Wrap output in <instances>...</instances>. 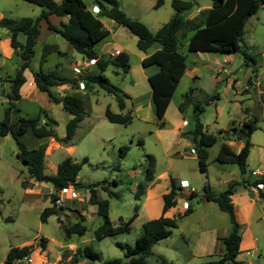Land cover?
<instances>
[{
	"label": "rangeland",
	"instance_id": "obj_1",
	"mask_svg": "<svg viewBox=\"0 0 264 264\" xmlns=\"http://www.w3.org/2000/svg\"><path fill=\"white\" fill-rule=\"evenodd\" d=\"M83 2L88 7L93 4V0ZM117 2L120 10L130 18L142 22L152 33L175 13L170 0H164L159 8L153 7L155 0ZM209 6V0H197V4L185 16L192 18ZM42 9L41 6L26 0H0V18H35ZM49 20L51 23L56 22L55 18ZM102 22L110 35L94 48L98 51L104 41L112 40L122 45V51L128 54L130 68L127 73L108 66L104 75L110 85L130 96V99H125L123 111L131 110L133 119L127 125L108 122L104 116L107 106L113 112H121L113 94L98 86L92 92L91 86H85L84 89L77 86L78 89H75L76 87L65 84L83 99L85 116L75 130L72 145H63L55 138L40 140L46 143L44 171L48 174L54 173L57 164L67 156L76 162L86 158L87 162L82 164L76 182L90 184L105 180L108 189L118 193L116 198L100 189L97 192L100 199H107L109 202L108 215L111 225H123L131 216L136 204L140 208L138 215L126 230L96 239L94 230L102 223L101 217L96 214L95 205L88 202L87 190L69 185L65 192H59V201L67 209L59 215V219L56 215H50L42 222L40 212L50 205L49 194L53 188L49 183L34 182L31 179L28 187L23 188L21 181L23 178L27 179V173L25 166L16 158V143L11 135H0V264H3L10 247L30 244L32 251L24 259L28 264H102L113 259L126 260L120 244L133 246L136 238L142 234V223L161 215V196L152 198L146 205H143L145 197H135L136 186L144 178L146 154L155 159V175L167 172L175 183L181 177H187V190L194 191L192 198L186 196L184 191L176 198L175 208L168 216H176V225L170 228L168 237L152 246L150 254L144 258L147 264H200L219 259L223 253V245L218 237L229 233L230 222L227 214L220 211L214 202L202 201V187L209 185L211 191L219 192L226 188L224 180L240 182L242 178L250 185H237L238 194L234 195V202L239 200V197L253 199V207L250 210L251 233L256 238L254 248L263 255L264 264V198L258 196L255 199L248 191L253 190L251 183L260 177L251 175L250 172H264V4L247 19L237 52H191L186 47L187 39L178 37L179 50L185 55L186 71L173 92L163 118L165 126L161 129L156 125L150 85L146 77L157 67L141 65V56L145 53L137 48L136 37L125 27L118 26L107 18H102ZM43 26H46V22L42 20L39 23L40 32L45 30ZM6 33L7 30L0 27V121L9 105L7 94L10 93V79L15 76L21 63L19 55L6 43L9 37ZM53 43L58 44L65 53L60 55L58 52H51L41 66L39 59L43 46ZM156 48L157 44H153L147 53ZM109 50L112 55H116L117 51L113 47ZM83 61L82 55L74 51L58 33L41 35L36 40L30 66L22 74L28 81L31 71L38 70L41 66L45 71L55 72V64L60 63L63 70L56 71L57 75L78 77L72 67L82 65ZM34 87L27 86V83L24 85V95L17 100L15 107L18 111L13 117L40 115L43 122L46 116L42 110H45L56 121L52 126L55 136L63 137L71 115L60 104L49 101L46 93ZM54 89L64 93L66 87L60 85L52 88ZM190 89V96L194 101H203L207 95L213 93L219 96L218 99L205 104L204 112L200 115L204 130L218 136L217 141L208 148L205 172L198 170L195 154L191 153L190 147L185 150V140L180 136V133L192 127V106L187 104L183 111L178 109L183 95ZM252 117L257 118L258 128L250 136L252 146L247 157V172L242 176L236 164L215 161L222 138L229 134V131L225 134L218 131L239 126L242 120ZM182 119L185 124L180 126ZM21 139L28 148L36 147L39 142L30 133L22 135ZM138 140H142L143 144ZM231 140V146L235 150L238 149L239 145ZM119 147H126L123 156H120ZM176 151L180 152L179 156L173 155ZM259 189L264 194L263 184ZM72 191L75 192V197L71 196ZM185 201L192 210L186 215H181ZM237 211L239 214V209ZM79 214L85 218L82 222L86 226L85 233L82 236L72 234L65 239L63 229L78 221ZM243 219H246L245 216L240 214V223ZM239 233L242 240L238 254L244 261L245 252L251 251V248H246L250 245V237L241 227ZM41 237L47 239L44 250L39 246ZM86 246L97 254L96 259L81 258L80 254L76 253L77 249ZM223 264L233 263L227 260Z\"/></svg>",
	"mask_w": 264,
	"mask_h": 264
},
{
	"label": "trees",
	"instance_id": "obj_2",
	"mask_svg": "<svg viewBox=\"0 0 264 264\" xmlns=\"http://www.w3.org/2000/svg\"><path fill=\"white\" fill-rule=\"evenodd\" d=\"M26 1L43 8L37 17H21L17 20L0 18V27L10 33V47L21 59L15 76L10 79V93L7 94L9 105L4 110V117L0 121V135L9 134L16 143V158L25 166L27 173V179L23 178L21 181L23 188L28 187L29 179L34 182L49 183L53 187V191L49 194L50 205L44 207L40 212L42 222H45L50 215H56L59 219V215L67 209L59 201V192L72 185L75 188L83 187L87 190L88 202L95 205L96 214L101 217L102 223L94 230V237L100 239L114 235L117 232L126 230L128 225L137 217V204L134 205L131 216L123 225L113 227L108 215L109 202L107 199H100L97 192L100 189L106 191L109 196L116 198L118 193L110 191L105 180L90 184L76 182L82 164L87 162L86 158H83L81 162H76L70 156H67L57 164L54 173L48 174L44 171L46 143L40 140L55 138L61 144L68 145L76 128L85 116L84 102L78 94L67 92L60 95L52 91V88L68 83L77 88L79 82H83L84 87L98 86L105 92L115 96L121 111L113 112L107 106L104 111L107 121L122 125L131 122L133 119L131 110L122 111L125 107L124 99H130V96L110 85L104 75V71L108 66H113L120 69L122 73H127L130 68L128 54L125 51H119L116 55L100 56L94 48L109 33L108 29L103 26L101 19H110L116 25L125 27L129 33L136 37V46L139 50L145 52L153 44L159 46L141 60V65L143 67L150 65L157 67V71L149 74L147 80L151 89L155 117L158 120L157 126L162 128L164 126V113L186 68L185 55L179 50L178 37L187 39L186 47L191 52H237L240 49L239 41L247 19L257 12L258 8L264 4V0H209L210 6L200 10L192 18L186 17L185 14L192 10L197 4V0H170V5L175 13L155 33H152L139 20L130 18L120 10L117 0H93L92 6L98 7L97 12H93L91 7H88L83 0ZM163 3L164 0H155L153 7L159 8ZM49 15L66 17V21H60L58 26L53 25L48 19ZM42 20L46 22L49 30L58 33L74 51L82 55L84 60H95V71L84 70L78 77L60 76L52 70H43L41 66L38 70L31 71L36 88L46 93L49 101L60 104L71 115L65 126V135L61 138L55 136L52 126L56 124V121L45 110H42L46 116L43 122H41L40 115L13 117L14 113L18 111L15 104L20 99L19 89L25 82L22 73L26 68H29L31 59L34 56V46L39 35V23ZM18 33L24 35V42L17 40ZM51 52H58V54L63 55L57 45L46 44L42 48L39 59L41 65ZM191 93L192 89L183 95L178 109L183 111L187 104L192 106V127L183 135L187 136L191 142V149L195 152L199 171L205 172L208 157L207 147L214 144L218 136L205 132L200 121V115L204 112V105L218 99L219 96L217 93H213L207 95L203 101H194L190 96ZM256 123L257 118L252 117L242 120L239 126H231L229 130L220 129L219 133L225 134L229 131L225 140H239L242 145L237 151H234L225 141H222L215 155V161L222 164H236L239 172L244 176L247 172V157L252 146L250 136L258 128ZM26 133H30L32 137L39 140L36 147L28 148L22 141L21 137ZM138 142L143 144L142 140H138ZM125 150L126 147H119L120 156H123ZM146 156L147 164L144 168V178L136 186L135 197L137 199L144 193L145 188L154 177L155 159L150 154H146ZM170 183V189L162 195L161 215L142 223V234L136 238L133 246L120 244V248L124 250L126 260L113 259L102 264H147L144 258L150 254L152 246L159 240L168 237L170 228L176 225V216L168 217L165 216V213L176 205V198L181 195V188L175 186L172 178ZM240 183L245 186L250 185L248 181L242 178L240 182L237 180L228 181L226 188L219 192L211 191L209 185L203 186L204 197L206 200L216 203L219 210L227 214L231 228L227 235L220 238L223 245L222 256L217 260L205 261L200 264H223L227 260L232 261L233 264H245V261L237 258L241 241L240 224L235 217L231 201V196ZM258 183L264 185V176H260L251 183L253 188L258 190V196L264 198L263 192L256 186ZM193 196V192H189L188 197L192 198ZM189 212H191V208L188 207L181 215H186ZM177 217H180V215H177ZM84 219V215L79 214L78 221L63 229L65 239H68L72 234L82 236L85 233L86 226L82 223ZM46 241L45 237L40 238L39 246L41 250L45 249ZM31 251L32 244L10 247L3 264H21L22 260L27 258ZM76 253H79L81 258L96 259L98 257L88 246L77 249Z\"/></svg>",
	"mask_w": 264,
	"mask_h": 264
},
{
	"label": "crops",
	"instance_id": "obj_3",
	"mask_svg": "<svg viewBox=\"0 0 264 264\" xmlns=\"http://www.w3.org/2000/svg\"><path fill=\"white\" fill-rule=\"evenodd\" d=\"M94 6V5H93ZM91 7H92V5H91ZM52 19V18H55V20L54 21H56V22H53L52 21V24L53 25H59L60 24V21H66V17H58V16H56L55 15V17H52V15H49L48 16V19ZM101 22H102V19H101ZM102 24H103V22H102ZM103 26H104V24H103ZM43 27H45V30H43L42 32H40V29H39V35H38V37L37 38H39V36H41V35H43V36H46V35H49V34H51V33H55V32H53V31H51V30H49L48 28H47V26H43ZM105 27V26H104ZM118 29V28H117ZM116 29V30H117ZM109 31V30H108ZM7 36H9L10 35V33L8 32V30H7ZM110 35V32L108 33V35L107 36H109ZM107 36H105L100 42H102ZM24 39H25V37H24V35L22 34V33H18L17 34V40L19 41V42H24ZM6 43L7 44H9V46H10V43H9V37H7V39H6ZM53 44H55V45H57V47H58V49L61 51V52H63V53H65L64 51H63V49H61L60 48V46L58 45V44H56V43H53ZM110 47H113L117 52H119V51H122L123 49H124V47L122 46V45H118V44H116L115 43V41H104L103 43H102V46H101V48L97 51L96 49V52L101 56V55H112L111 54V51L109 50V48ZM159 46L157 45V48H158ZM150 48V47H149ZM156 48V49H157ZM155 49V50H156ZM154 50V51H155ZM147 51H148V49L144 52L145 54L143 55V56H141V60L145 57V56H147V55H149V54H151L153 51H151V52H148L147 53ZM49 55V54H48ZM47 55V56H48ZM46 61H47V57H46ZM45 61V62H46ZM44 62V63H45ZM43 63V64H44ZM42 64V65H43ZM95 64V62L94 63H92L91 65H89L88 66V68H87V71H91V70H94L95 71V68H94V65ZM41 65V66H42ZM150 66H153V65H150ZM89 67H90V69H89ZM149 67V66H148ZM42 68V67H41ZM55 68H56V71L58 72V71H62L63 70V67L61 66V64L60 63H56L55 64ZM46 71H48V70H46ZM55 71V72H56ZM155 71H157V69L155 70ZM155 71H153L152 73H154ZM185 71H186V68H185ZM185 71H184V73H185ZM152 73H150V74H152ZM183 73V74H184ZM149 75V74H148ZM148 75H146V77H148ZM60 76H65V75H60ZM67 77V76H66ZM25 78V82H24V84L20 87V89H19V94H20V98H22V95H24L23 93H22V89H23V87H24V85L27 83V86H29V87H33V86H35V84H34V82H33V77H32V73H31V77H30V79L27 81V77H24ZM69 84V83H68ZM70 85V84H69ZM64 86L66 87V90H65V92L64 93H67V92H70V93H74V94H78L79 95V93H77L76 91H73V89H69V86H67V85H65L64 84ZM70 87H71V85H70ZM92 87V88H91ZM90 88H91V91L93 92L94 90H95V87L96 86H91ZM35 89H36V86L34 87ZM89 88V89H90ZM75 89H78V88H75ZM151 90V89H150ZM52 91H54V92H58L60 95H62V94H64V93H62L60 90H56V89H54V90H52ZM132 96V95H131ZM48 97V96H47ZM125 99H127V98H125ZM125 99H124V103H125ZM152 100V99H151ZM124 109H125V107H124ZM123 109V110H124ZM122 110V111H123ZM165 114V113H164ZM84 118V117H83ZM164 118V117H163ZM83 120V119H82ZM184 119H182L181 120V124H180V126H182V125H184L185 123H184V121H183ZM164 121V120H163ZM82 122V121H81ZM80 122V123H81ZM157 122H158V120H157ZM157 122H156V125H157ZM79 123V124H80ZM188 125V124H187ZM79 126V125H78ZM164 126H165V123H164ZM163 126V127H164ZM158 127V126H157ZM162 127V128H163ZM158 129H161V128H159L158 127ZM189 130V129H188ZM187 131V130H186ZM186 131H183L182 133H180V136L183 138V140H185L184 141V143H185V146H187L186 148H185V150L188 148V147H190V151H191V153H194L195 154V152L194 151H192V149H191V142H190V140H189V138L187 137V136H184L183 135V133H185ZM206 132V131H205ZM208 133V132H207ZM73 139V138H72ZM72 139H71V142L68 144V145H72ZM222 140L223 141H225L230 147H231V149L232 150H234V151H237L239 148H240V146L242 145V142L241 141H239V140H237V142H236V140H231V141H233V142H235V143H237L239 146H238V149H234V147L233 146H231V144L229 143L230 142V140H225V137L224 138H222ZM39 143V142H38ZM221 144V143H220ZM189 145V146H188ZM210 147V146H209ZM209 147H207V150H208V148ZM173 155H177V156H179L180 155V152H174L173 153ZM195 157H196V155H195ZM208 158V157H207ZM197 160V159H196ZM199 170V169H198ZM172 177H170V175H168V173L167 172H162V173H160V174H157V175H155V169H154V177H153V180L148 184V186L145 188V190H144V193L139 197V198H142V197H145L144 198V203H143V205H146L152 198L154 199L155 197H159V196H161V198H162V195L164 194V193H166L169 189H170V187H171V183H170V179H171ZM173 179V178H172ZM174 180V179H173ZM180 181H186L187 182V187L189 186V181H188V178L187 177H181L180 179H178V181H177V183H175V180H174V183H175V186L178 188V187H180L179 186V184H180ZM224 181H226V185H227V180H224ZM204 186V185H203ZM245 185H243V187H244ZM187 187L186 188H183V189H181V192L182 191H184L185 192V194H186V196H188L189 195V191L187 190ZM246 187V186H245ZM53 188V187H52ZM203 188V187H202ZM237 190V189H236ZM235 190V192L233 193V195L231 196V201H232V204H233V207H234V213H235V217H236V219H237V221L240 223V221L238 220L239 219V217H240V214L242 215H244L245 216V218L246 219H243V221L240 223V227L241 228H243V230L245 229V231L247 232V234H248V236L250 237V239H249V241H250V245H248L246 248H251V251L248 253L247 251L245 252L246 253V256H247V254H248V257H246L245 256V264H262V261H263V255L261 254V252H257L256 251V249L254 248V246H255V243H254V241H256V238L255 237H253L252 236V233H251V220H250V210L252 209L251 207H253V205L251 204L252 202H253V199H250V198H246V199H241V197H239V200H237L236 202H234V195H236V194H238V191H236ZM187 191H188V194H187ZM248 191L249 192H251L252 194H253V196L255 197V199H257V197H258V192H257V190H255L254 188H253V190H251V189H248ZM192 192H194V191H192ZM245 193V192H244ZM193 195H194V193H193ZM239 196H240V193H239ZM247 200H250V201H247ZM202 201H205V202H207L208 200H206V198L204 197V196H202ZM212 202V201H211ZM216 204V203H215ZM236 204H237V206H236ZM190 208H191V210H192V207L191 206H189ZM139 208V207H138ZM161 208H162V206H161ZM174 208H175V206L173 207V208H171L168 212H166L165 213V215L166 216H170V213L172 212V210H174ZM140 209V208H139ZM239 209V214H238V210ZM185 209L182 207L181 208V211H182V213H183V211H184ZM219 238H221V236H219L218 237V239ZM220 240V239H219ZM241 240H242V237H241ZM241 242V241H240ZM255 255V256H254ZM237 258H239V259H241V260H243L240 256H239V254L237 255Z\"/></svg>",
	"mask_w": 264,
	"mask_h": 264
},
{
	"label": "built area",
	"instance_id": "obj_4",
	"mask_svg": "<svg viewBox=\"0 0 264 264\" xmlns=\"http://www.w3.org/2000/svg\"><path fill=\"white\" fill-rule=\"evenodd\" d=\"M92 11L93 12H97L98 11V7L97 6H92ZM118 52H116L117 54ZM95 60L94 59H90V60H84L82 65H77V66H73L72 69H73V72L76 73V75H80L82 73L83 70H85L89 65H91L92 63H94ZM78 86H79V89H84V84L83 82H79L78 83ZM251 175H260V176H264V172H259L257 170H252L251 172ZM187 182L186 181H180V188L183 189V188H186L187 187ZM258 188L262 187V184H257L256 185ZM62 192H65L66 189H63L61 190ZM182 193V192H181ZM71 196L72 197H75L76 194L75 192H71ZM189 207L188 203L185 201L183 202V208L187 209ZM21 264H28V262H26L24 259L22 260Z\"/></svg>",
	"mask_w": 264,
	"mask_h": 264
}]
</instances>
